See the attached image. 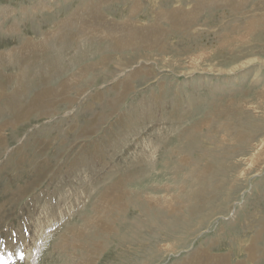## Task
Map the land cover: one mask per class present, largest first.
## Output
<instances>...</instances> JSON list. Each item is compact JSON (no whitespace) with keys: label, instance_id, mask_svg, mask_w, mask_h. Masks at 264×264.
Here are the masks:
<instances>
[{"label":"rangeland","instance_id":"1","mask_svg":"<svg viewBox=\"0 0 264 264\" xmlns=\"http://www.w3.org/2000/svg\"><path fill=\"white\" fill-rule=\"evenodd\" d=\"M56 27L79 71L0 125V264H264V0H0V52Z\"/></svg>","mask_w":264,"mask_h":264},{"label":"crops","instance_id":"2","mask_svg":"<svg viewBox=\"0 0 264 264\" xmlns=\"http://www.w3.org/2000/svg\"><path fill=\"white\" fill-rule=\"evenodd\" d=\"M90 31L89 35L95 34ZM79 32L67 35V41L59 27L45 37L43 30L38 34L32 32L24 36L23 42L0 52V125L15 128L35 113H50L51 107L65 101L63 89L67 85L63 83L67 80L55 83L53 79H70L78 68L59 65L53 49L65 45L68 56L80 55Z\"/></svg>","mask_w":264,"mask_h":264},{"label":"bare ground","instance_id":"3","mask_svg":"<svg viewBox=\"0 0 264 264\" xmlns=\"http://www.w3.org/2000/svg\"><path fill=\"white\" fill-rule=\"evenodd\" d=\"M68 80H69V79H68ZM71 80H72V79H71ZM70 84L72 85V83H70ZM70 84H69V85H70ZM55 93H56V92H55Z\"/></svg>","mask_w":264,"mask_h":264}]
</instances>
